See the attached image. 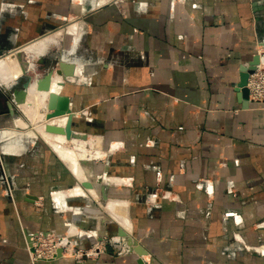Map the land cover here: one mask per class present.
Here are the masks:
<instances>
[{
    "label": "crops",
    "instance_id": "crops-1",
    "mask_svg": "<svg viewBox=\"0 0 264 264\" xmlns=\"http://www.w3.org/2000/svg\"><path fill=\"white\" fill-rule=\"evenodd\" d=\"M68 19L79 26L66 32L68 53L47 54L84 63L93 82L79 84L76 69L58 94L71 98L73 112L89 110L92 120L76 125L101 136L107 150L124 145L94 164L109 198L97 216L102 230L125 232L134 247L84 264H264L255 251L264 249V227L257 228L264 222V110L238 88L242 66L264 50V0H187L174 11L171 0H0V54L53 35ZM11 137L21 148L6 156L7 168L18 173L21 191L15 207L0 186V264H30L21 225L28 234L60 235L70 221L91 231L99 218L54 211L49 194L75 185L71 168L46 144ZM149 139L156 144L144 145ZM89 143H99L102 158L100 142ZM112 203L124 213L114 214ZM80 243L89 247L92 239Z\"/></svg>",
    "mask_w": 264,
    "mask_h": 264
},
{
    "label": "rangeland",
    "instance_id": "rangeland-1",
    "mask_svg": "<svg viewBox=\"0 0 264 264\" xmlns=\"http://www.w3.org/2000/svg\"><path fill=\"white\" fill-rule=\"evenodd\" d=\"M71 1L79 3V4L82 2V0H71ZM111 1H117V0H111ZM185 2H187V0H171V8L174 11L177 5L183 4ZM193 5L196 6V4H193ZM76 22L77 21H75L73 19H68L60 29L54 30L53 32H51V34L61 33V31H63L64 34L61 37V45H64L68 41H70V39L68 40L67 38H65V37H69L68 33H66L67 27L72 25L73 23H76ZM48 35H50V34H48ZM64 41H65V43H64ZM61 45L49 44L46 52L44 53V55H42L41 60L39 58L36 59L34 62V66L32 68L28 69L26 71L25 75L21 76L18 81L12 83L7 90L0 87V91L4 93V97L0 99V102L8 110L7 113H0V123H1L0 124V131H2V132H0V186H1V189L3 192V195L5 197H7L14 204L15 207H17L16 206V194L18 191H21V187L16 183V178H17L18 173L17 172L11 173V172H9V170L7 168L6 156L11 154V151L13 149H17V147L21 148V145H19V143H21V142L18 141L16 143H13V141H11L12 137L8 138V136H14V138H18V139H22L23 141H26L27 143L25 144V146H32V144L36 145L37 142L40 141V142L46 144L50 148V150H52L54 152V154L60 160H62L63 162H65L69 166V162L64 161L65 159L63 160L62 157L54 150V148L52 146H50V144H48V142H45L46 140L44 141L38 135L37 126L40 123L39 122L38 123L33 122L30 115L26 112V109H27L26 105L32 103L29 100V97H30V94H29L30 89L29 88L32 87V85L37 84L39 82L40 79H37L39 77V74H43L45 71H47V69H48V71H50V70L55 71V70L59 69V58L55 59V57H53V54L55 55V53H57L59 51L60 47L61 48L64 47L65 53H68V50H67L68 48L65 45L64 46H61ZM261 47L264 48V40L261 41ZM13 49H15V48H13ZM13 49L6 50L4 53L0 54V57H6L8 55H11V53L17 51V49H19V48L15 49V50H13ZM48 51L49 52L54 51L55 53L51 52L50 54H47ZM260 53L261 54L264 53V50L261 49ZM81 78H84V79L78 80L79 84H81L83 86L92 85V82H93L92 76L87 75V73H83ZM66 80H68V79H65V81ZM65 81H63V84ZM61 83L59 84V86L61 85ZM244 90H246L248 100L251 99V100H255V102H260V98L253 97V93L248 88H245ZM262 99H264V97H262ZM19 104H21V106ZM22 105L26 109L22 108ZM262 110H264V106H262ZM71 115L73 116V125L76 127V129L74 127L75 132L77 134H79L80 136H85L86 141H88V142H89V139L91 137L95 141H99L100 142V150L104 153V156L102 158H100V157H98L99 154L97 155L98 152L95 153V149L96 148L98 149V147H99L98 143H93V145L91 144L90 147L94 148V149L89 148V152L91 150V153L87 152V157H88V159H90L89 160V162H90L89 170L87 173L89 176H86L84 179H81L76 175V173L72 169V167L69 166L72 170L74 178L76 179L75 185L70 186L69 188L64 189V190H55V191L50 192L49 199L51 201L53 210L56 211L57 213H67V214H72L74 216L76 214L83 215V216L88 215V217H91V216L97 217V218H99L100 221L99 220L97 221L95 228H93L91 231L82 230L76 226V223L74 221H70L67 224L66 231L60 235L56 234L54 232L52 233V232H41V231H38V232L33 233V234L32 233L28 234V232H26L24 230L22 225L21 224L20 225L22 228V232L25 235H30L32 238H34L33 236H35L36 239L38 237L41 238V246L38 248L39 252H43V253L46 252L47 253L48 248L51 247V245L53 244V242H52L53 240H55V241H57V240L58 241L59 240H70L72 242L74 241V243L77 242L78 245L75 248L76 251L80 248H83L85 250H92V248H94L99 243L101 245V249L106 254V252L103 249V247H104L103 244H106L109 239H111L112 237H120L121 239H124V238L127 239L129 237L128 236L123 237V236H120L119 234L118 235H112V234H109L108 232H106L105 230L101 229L102 226L106 225V223H105L104 219L102 218V216H97V214L100 215L101 213L105 212V210H106L105 206L107 207L109 203H107V204L104 203V200L107 201L109 198H108V196L106 194V190H105L106 179L102 175L95 176L93 173V168H94L95 163L107 159L108 152L111 151V149L115 150L116 148H122V147H124V145L123 144L119 145L118 143H116V145H112L110 150H107L105 148V143H104L103 139L101 138V136H99L95 132L87 131L83 126L82 127L80 125L77 126L75 121L78 120L79 118L82 119V117H83L84 119H88L90 121L92 120V118H91L92 116H91L89 110H87L86 108L83 107L78 112H73V110H72ZM62 117L63 116L57 117V118H52L50 120L46 119L45 121L46 122H52V121L56 122L57 120L61 119ZM24 124H26V125L23 126ZM10 130H13L14 134L5 133L6 131L10 132ZM29 134H34V135H29ZM2 137H6V138L2 139ZM28 142H30V143H28ZM155 144H156V142L154 140H150V139L144 143V145H146V146H154ZM25 146H24V148H25ZM65 146L67 148L70 147L73 150L76 149L75 148L76 144H74L72 142H67L65 144ZM91 156H92V158H91ZM17 166H18L19 172L23 168H25L24 164H19ZM93 181H94V183H93ZM128 181L129 182L126 184H132V180H128ZM93 184L97 185V189L94 186H93L94 188L92 187ZM158 193L163 198H167V199L172 198L170 196L169 192H167V191L156 190L152 194L157 197ZM209 195H211V194H209ZM77 199L78 200H84L86 203L84 205H71L69 203L70 200H77ZM151 199H153V198H151V197L147 198L145 201V203L148 206H151L152 204H154V202L150 201ZM37 206H39V207L42 206L41 202H39V204H37ZM108 212H107V214L105 213V215L108 216L110 214V213L108 214ZM17 217H20L18 210H17ZM110 219H112V218H110ZM122 228H124V227H122ZM107 236H109V237H107ZM48 237H49V239L46 241V239ZM82 237L91 238L92 244L89 247H83L80 243V239ZM130 239H132V238H130ZM124 243H125V246L129 245V242H126L125 239H124ZM106 248H107V245H106ZM33 253H36V252L30 251L28 248V255H29L30 264H38L41 261L40 260L37 262L33 261V260H35V257H36L35 255H33ZM101 256L102 255L96 256V257L94 256L93 257L94 259H89V260H97ZM68 259H71V258H68ZM72 260L74 261V259H72ZM50 261H53V260H50Z\"/></svg>",
    "mask_w": 264,
    "mask_h": 264
},
{
    "label": "bare ground",
    "instance_id": "bare-ground-1",
    "mask_svg": "<svg viewBox=\"0 0 264 264\" xmlns=\"http://www.w3.org/2000/svg\"><path fill=\"white\" fill-rule=\"evenodd\" d=\"M77 27L79 29V26H77L75 23L73 25H70V27L66 31L71 33V34L78 33ZM62 32L63 31H61V33H55L53 35H50L46 38H43V39L29 45V46H26L24 48H21L15 52L11 53V55H8L6 57L1 58L0 59V87L7 90L12 83L18 81L19 78L21 76H23L24 73L28 69H30L34 66L35 60L38 58L40 59L42 57V55H44L49 44H56L59 42L61 36H63V34H64V32L63 33ZM260 50L258 51L257 54L260 55V57H261L259 67H262L264 65V53L261 54ZM84 67H85L84 63L77 65V67H76L77 73L79 74L80 72H82V73H83V71L85 72L86 69ZM56 71H60V69H57ZM70 78H73V77H70ZM63 81H65L63 74L57 72V73H55V75L53 77L50 92L40 91L38 89V83L32 85V87L29 88L30 89L29 100L32 103L26 105L27 109L25 107H23V105H22V108L26 109V112L30 115L33 122H37V123L39 122L40 123L38 126L36 125L37 130H38L37 133L40 134V136L44 140H46V142H48V144H50V146H52L54 148V150L62 157V159H65V161L69 162V164H70L69 166L72 167V169L75 171V173L77 174V176L79 178L84 179L86 176H89L87 173L89 170V164H90L89 160L90 159H88V157H87V152L91 153V150L89 152V148L94 149V148L90 147L91 143L89 144V142L86 141L85 136H80L79 134H77L75 132V130H74L75 126L74 125H72L74 132H73L71 139H67L63 135H54V134L48 133L45 130V125H47V124H55V125L65 126L67 124V122L69 121V119L71 118L68 116H63L61 119L57 120L56 122L55 121L54 122L53 121L52 122H46L45 121L47 115L51 114V111L48 110L50 93L53 92V93L58 94V91L60 89L59 87L61 85H62V87H64V85H65V84H63ZM60 83H61V85L59 86ZM19 105L21 106V104H19ZM5 133L14 134L13 130H10V132L6 131ZM67 142H72V143L76 144V147H75L76 149L73 150L69 146H68L69 148H67L65 146V144ZM91 142H93V141H91ZM98 150H99V147H98ZM92 156H91V158H92ZM100 156H101V154H100ZM102 156H104V155H102ZM93 183H94V181H93ZM93 186L96 187V189H97L96 184H93L92 187ZM110 207L114 210V214H116L115 213L116 210H118V212L120 214L124 213L123 211L125 210L123 204L121 205L118 203H112L110 205ZM120 216H118V217L120 218ZM123 219H126V218H123ZM30 245H31V243L28 244V248L30 247Z\"/></svg>",
    "mask_w": 264,
    "mask_h": 264
},
{
    "label": "built area",
    "instance_id": "built-area-1",
    "mask_svg": "<svg viewBox=\"0 0 264 264\" xmlns=\"http://www.w3.org/2000/svg\"><path fill=\"white\" fill-rule=\"evenodd\" d=\"M246 88H248L252 93L253 97L260 98V102H255V100H248L251 103H257L261 104V106H264V65L262 67L257 66L256 70L252 72L249 75L248 83ZM264 227V222L257 225V228ZM37 236V235H36ZM34 238L31 237V245L29 247L30 251L36 252L33 253L35 255V260L33 261H50V260H58L61 258H71L74 259V261L78 264H84L89 259H94L95 256L104 255L105 253L101 249V245L98 243L92 250H85L83 248L78 249L77 251L75 248L77 247V242L74 243V241L70 240H53V244L51 247L48 248L47 253L46 252H39V247L41 246V238ZM109 237V236H107ZM111 238V237H110ZM49 239V237L46 239V241ZM104 251L107 253H115L117 255H124L128 253V249L125 246L124 240L120 237H112L107 241L106 244H103ZM107 245V248H106ZM261 246L257 250H255L257 253H264V249ZM83 249V250H82ZM61 250V257H59V251ZM85 250V251H84Z\"/></svg>",
    "mask_w": 264,
    "mask_h": 264
},
{
    "label": "water",
    "instance_id": "water-1",
    "mask_svg": "<svg viewBox=\"0 0 264 264\" xmlns=\"http://www.w3.org/2000/svg\"><path fill=\"white\" fill-rule=\"evenodd\" d=\"M261 57L260 55H255L254 58L249 62L246 66H242L240 73V81L238 84L239 93L241 94V98L243 97V91L247 86L249 75L254 72L256 67L260 64ZM59 73L63 74L64 79H69L70 77H74L76 73V64L70 61L62 60L59 62ZM56 71V70H55ZM54 70H50L47 72L42 78H40L38 82V89L40 91L50 92L51 84L53 81V77L55 74ZM4 97V93L0 91V99ZM48 110L51 111V114L47 115L46 119L50 120L52 118H57L61 116L71 117L65 126L55 125V124H47L45 125V130L48 133L54 135H63L67 139H71L73 135V116L72 107H71V98L67 95H58L56 93L51 92L48 103ZM8 110L4 107V105L0 102V113H7ZM120 236L126 237L127 234L125 232H120ZM29 242L31 243V236L28 235ZM129 246L133 247L132 239L129 240ZM140 254L141 251L137 250ZM61 250L59 251V257H61ZM139 264H144L142 260H139Z\"/></svg>",
    "mask_w": 264,
    "mask_h": 264
}]
</instances>
